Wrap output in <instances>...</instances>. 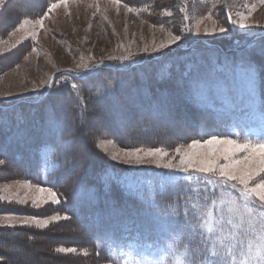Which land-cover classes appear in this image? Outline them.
Wrapping results in <instances>:
<instances>
[{
    "label": "rangeland",
    "instance_id": "374dc122",
    "mask_svg": "<svg viewBox=\"0 0 264 264\" xmlns=\"http://www.w3.org/2000/svg\"><path fill=\"white\" fill-rule=\"evenodd\" d=\"M10 1L12 0H5L0 6V22L6 21L5 25H0V107L45 99L48 106L55 105L54 116L60 115L63 119L62 114L72 110L74 119L79 121L86 115L99 134L95 137L96 146L78 133L75 134L77 138L74 143L79 145L80 157L87 153L84 162L90 164V154L94 151V155L102 161L127 167L121 177L116 172L107 175L118 176V183L127 191L140 195L145 191L150 205L157 204L156 195L169 184L182 181L187 185L180 189V192L186 194L180 207L176 208L174 203L161 207L162 214L156 217V234L125 235L120 242L115 239L107 252L109 260L103 262L97 258L100 254L88 249L81 240L69 241L68 234L79 240L81 233L73 226L69 215L58 211V206L64 200L62 193L57 192L59 204H53L50 198H46L39 205H34L31 197H47L46 193H36L35 188L47 186L17 177L8 178L11 174L8 164L0 165V171L5 173L0 174V205L24 211L23 214L0 213V229L25 228L28 232L35 230L56 235L58 240L55 244L53 236L45 235L39 239V244L34 242V237L38 235L30 232V239L23 238L25 241L12 245L8 249L9 257L1 258L0 264H191L194 258H200L199 248H190L186 244L179 246L180 234L171 241L176 223L189 229L190 235L198 239V243L208 251L205 252L221 264H242L246 258L241 252H247L249 243L255 247L264 237V215L258 212H254L251 218L248 215L252 200L246 201L243 197L236 199L232 190L221 194L212 185H208V191H215L216 195L206 202L201 195L204 185L197 173H179L157 168L155 164H124L119 160L113 161L111 155L123 147L101 135L104 126L102 117L106 110L102 108L104 104L99 97L111 93L117 82L109 80L106 73L118 70L123 73L129 66H146L152 60H164L166 63L186 58L202 60L206 56L210 63L202 64L201 70L205 83L216 86L212 91L213 99L221 103L222 107L229 104L237 106L235 109L242 112L241 121H247L245 128L236 130L231 126L227 130L228 137H217L239 142H264V95L257 86L255 73L248 68L239 67L237 60L232 57L238 49L264 43V0H118L117 4L112 3V0H67L66 3L55 0L41 14L22 16L14 23L12 19H15L18 12L13 10V6H9ZM53 4L58 7L52 8ZM31 6L32 3H27L18 11ZM8 10L11 12L7 14ZM229 15L237 22L242 17H248L244 21L245 27L242 29L239 23H227ZM209 16L212 19H208ZM24 19H42L43 22L38 26L25 25L23 29L16 31ZM213 21H216L217 28L226 24L231 32L206 36L204 30L211 29ZM33 32L36 33L35 37ZM169 34L180 35L181 40L161 50L166 55L161 52L152 53V45L167 41ZM145 48L149 51L145 52ZM129 54L131 58L123 60ZM167 69L165 66L161 72L165 74ZM145 70L147 69L137 72L144 73ZM155 72L159 73L160 67ZM82 76L86 79L93 77L97 82L96 86L95 82L89 83L94 87L87 89V83L79 79ZM249 76L252 79L251 89L247 83ZM48 84H54V87L49 89ZM73 84L80 85V89H72ZM117 87L121 90V82ZM57 93L63 95L67 102L56 98ZM134 98L126 100L131 104L136 102ZM170 98H177V95L171 94ZM53 100L56 104H53ZM127 101L121 103L125 104ZM214 111L219 114L218 110ZM196 118L204 121L198 116ZM62 119L60 125H64ZM2 122L0 120V125ZM192 140L181 143L187 145ZM178 146L180 145L175 147ZM175 147L159 148L172 155ZM178 159L179 157L176 158L177 161ZM43 169L44 173L51 169L46 156ZM189 175L192 178L185 179ZM174 177L179 179H173ZM25 184L33 187L27 188ZM26 196L30 197L27 202L20 203ZM233 199H236L235 204L231 203ZM57 213L67 215L69 219H49L46 226L31 219L29 223H24L28 218L43 220ZM229 220L233 223L229 224ZM241 220L244 222L243 228L233 226L240 224ZM245 229L248 230L247 234L242 237L241 232ZM0 238L11 241L4 231H0ZM67 248L75 251H62Z\"/></svg>",
    "mask_w": 264,
    "mask_h": 264
},
{
    "label": "trees",
    "instance_id": "16d2710c",
    "mask_svg": "<svg viewBox=\"0 0 264 264\" xmlns=\"http://www.w3.org/2000/svg\"><path fill=\"white\" fill-rule=\"evenodd\" d=\"M53 1L55 0L10 1L9 6L11 5V8L13 6V10L18 12L15 19H12L13 23L22 16L31 17L41 14ZM27 3H32V6L18 11ZM9 12L11 10H8L7 14ZM2 24L5 25L6 21L0 22V25ZM184 60L193 63L197 61L193 58L166 63L164 60H152L146 66H129L123 73L119 70L106 73L109 80L113 83L117 82L114 88L112 87V92L105 94L108 95V99H104L105 95L99 97L104 104L102 108L106 110L102 117L104 126L101 135L107 136L123 148L160 146L173 148L190 139L227 135L225 128L231 124L230 119L225 116L224 111L216 113L214 109L203 103L205 102L203 99H201L202 102L195 96L190 87L193 81L192 73L184 72ZM207 61L206 56L202 58V63ZM166 64H168L167 75L161 72ZM158 67L160 72L156 73L155 70ZM143 69L147 70L144 73L137 72ZM197 73L199 75L200 70ZM82 81L87 83V89L94 87L91 86L93 82L95 86L97 83L93 77ZM119 82L122 85L121 90L117 87ZM171 94L177 95V98H170ZM55 96L67 102L63 95L57 93ZM134 96L138 97L134 98ZM131 97L136 101L132 102V105L126 100ZM123 101L127 103L122 104ZM53 104H56L54 100ZM154 105H160L161 110L154 111ZM96 106L100 109L98 105ZM111 106H116L127 113L129 120L126 127L114 126L112 113L109 111ZM136 106L139 108L136 109ZM65 107L68 106L65 105ZM54 108L55 105L50 107L47 104H41L39 109L34 110V114L27 113L23 121L11 119L8 125L2 123L0 125V159L7 161L8 171L11 172L8 178L17 177L33 184L52 187L56 192L62 193L64 200L58 206V211H64L69 215L73 220V226L81 233L79 240L68 234L69 241L81 240L88 249L95 254H100L97 257L99 260L106 262L109 260L106 245L110 240L131 234L139 236L156 234V217L162 214L161 207L170 201H174L175 206H180L185 194L180 192V189L184 184L181 188L169 187L162 193L155 194L157 204L150 205L146 202L144 195L142 198L137 197L135 193L127 191L128 189L117 183L118 176L107 175L110 172L120 175L124 168L110 161L100 160L94 155V151L90 154V164L84 162L87 157V153H84L80 157L81 166L73 169L71 153L66 142L71 139L74 143L77 135L67 127L66 120L74 119L75 114L72 110L66 111L62 114V119L60 115L54 116ZM196 116L203 118L204 121L197 120ZM61 119L64 125H60ZM53 122L56 124L54 125ZM17 123L22 124V134L17 132L15 127ZM222 126H224L223 129ZM45 148L50 149V159L55 166L44 179L41 174V165L42 152ZM0 174L5 173L0 171ZM0 213L23 214L24 211L0 205ZM0 231L7 233L11 240L9 242L0 238V259L9 257L8 249L12 245L21 240L25 241L23 238L27 239L34 234L38 235L34 237V242L39 244V239L45 235L53 236L55 244L58 243L56 235L35 230L28 232L25 228L18 227L2 228ZM178 234H180L179 246L186 244L190 248H199L200 258L212 259V256L206 253L208 252L206 248L198 243V239L190 235L189 229L186 227L184 229L176 223L172 240H175ZM51 243L54 244L52 240ZM213 261L221 264L218 260Z\"/></svg>",
    "mask_w": 264,
    "mask_h": 264
},
{
    "label": "snow or ice",
    "instance_id": "6c2138e0",
    "mask_svg": "<svg viewBox=\"0 0 264 264\" xmlns=\"http://www.w3.org/2000/svg\"><path fill=\"white\" fill-rule=\"evenodd\" d=\"M62 2H67V0H62ZM5 3V0H0V6ZM112 3L117 4L118 0H112ZM58 5L53 4L52 8H56ZM130 11L132 9H129ZM171 15V13H169ZM208 19H212L211 16ZM248 17H242L240 21L232 20V17L229 15L227 23L236 24L239 23L240 28L245 27L244 21ZM42 19L29 20L24 19L23 22L19 25L16 31H20L24 28L25 25L32 24L38 26L42 24ZM213 27L211 29L205 28L204 34L206 36L219 34H229L231 28L226 26V24H221L218 28L215 26L216 21H213ZM199 32V29H197ZM14 34V33H13ZM36 33L33 32L35 37ZM181 40L180 35H171L167 41H162L159 44L152 45V53L161 52V50L168 48L171 44H175ZM145 52L149 50L144 49ZM162 55L167 53L161 52ZM252 55H256L253 53ZM261 57H264V48L258 53ZM131 54L123 57V60H129ZM110 59H116L115 57H110ZM98 67V65L96 66ZM83 80L86 77H79ZM247 83L249 88L252 87V79L250 76L247 78ZM49 89L54 87V84H48ZM190 87L194 92L195 96L198 99L207 100L209 98L210 92H212L216 86L205 83L200 80L191 81ZM72 89H80V85L73 84L71 85ZM108 95H105L104 99H108ZM154 111H160V105L153 106ZM110 113H112L114 126L117 128H124L127 126L129 117L126 112H123L116 106H111L109 108ZM67 127L78 133L80 136H83L90 143H93V146H96L94 141L95 137L99 134L98 129L94 124L87 118L85 115L82 119L77 121L76 119L66 120ZM18 134H22L23 128L21 123L15 124ZM62 134V132H61ZM71 153V160L73 169H76L81 166L80 159V148L79 145L73 143L70 139L66 142ZM143 153V155H141ZM179 157L178 161L176 158ZM167 158V159H165ZM113 161L119 160L124 164H155L157 168L168 169L170 171H175L179 173H197L200 176L201 183L204 185V191L201 195L204 198V201H209L214 195L215 191H208V185H212L213 189L219 190L221 194L226 191L232 190L233 194L236 196V199L239 197L245 198V200H252V207L248 210V215L251 218L254 212H258L261 215H264V142L252 143L250 141L239 142L234 139L219 138L215 135L211 138L193 139L190 144L184 145L181 144L178 147H175L174 153L170 155L167 151L156 147L144 150L142 148H133L126 149L121 148L117 153L111 155ZM7 161L5 159H0V165H5ZM192 177L186 176L185 179H191ZM259 178V179H257ZM173 179H179L174 177ZM27 188H32L30 184L24 185ZM36 193H46L47 197L44 196H34L31 197L32 203L34 205H39L42 200L50 198L53 204H59V194L53 190L52 187H36ZM30 197L26 196L24 199H21L20 203H26ZM236 199L231 201L232 204L236 203ZM214 202V201H213ZM29 219L34 220L37 224L41 226H46L50 220H61L69 219L67 215L61 216L57 213L54 216L49 217L48 219L39 220L36 218H28L24 220V223H29ZM229 224L233 222L228 221ZM237 228H243L244 222L241 220L240 224L233 225ZM223 229V224H221V230ZM264 230V229H262ZM211 231V228H209ZM247 229L241 232V236L247 234ZM62 251L73 252L75 249L67 248L62 249ZM241 255L246 259L242 264H264V237L261 238V242L257 243L253 247L252 243H249L247 246V252H241ZM127 264V262H126ZM191 264H216L215 261L208 259L206 257H201L200 259H193Z\"/></svg>",
    "mask_w": 264,
    "mask_h": 264
}]
</instances>
